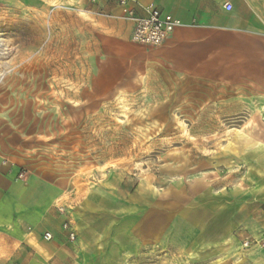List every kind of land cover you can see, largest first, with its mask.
<instances>
[{
	"label": "rangeland",
	"instance_id": "1",
	"mask_svg": "<svg viewBox=\"0 0 264 264\" xmlns=\"http://www.w3.org/2000/svg\"><path fill=\"white\" fill-rule=\"evenodd\" d=\"M90 10L80 0H0L11 51L1 157L41 185L46 202L59 196L57 211L123 179L127 200L149 209L145 230L158 215L165 223L164 264H225L227 252L230 264L251 262L244 242L264 237V169L254 170L264 162V114L226 117L220 91L167 89L125 69Z\"/></svg>",
	"mask_w": 264,
	"mask_h": 264
},
{
	"label": "crops",
	"instance_id": "2",
	"mask_svg": "<svg viewBox=\"0 0 264 264\" xmlns=\"http://www.w3.org/2000/svg\"><path fill=\"white\" fill-rule=\"evenodd\" d=\"M82 1L92 9L95 22L111 33L107 36L117 43L111 57L125 69H139L167 89L213 91L214 96L220 91L224 116L249 121L252 113L261 122L257 111L264 114V0H140L141 6L154 5L181 22L157 48L131 41L133 24L121 18L114 0ZM226 3L233 5L231 11L224 9ZM137 12L143 15L141 7ZM258 168L264 169V162L255 161L254 170ZM15 174L0 167V239L6 254L1 253L0 264H164L165 223L158 215V222L145 230L143 212L149 209L127 200L123 179L95 184L75 205L65 203L68 208L62 207L61 213L54 204L59 196L49 204L41 185L28 184V178L25 184L15 183ZM155 208L165 216L163 205ZM67 218L77 229L75 243L62 231ZM45 233L53 235L51 242L44 240ZM251 247L245 251L253 256L251 262L246 259L244 264H264V250ZM227 253L222 263L230 264Z\"/></svg>",
	"mask_w": 264,
	"mask_h": 264
},
{
	"label": "built area",
	"instance_id": "3",
	"mask_svg": "<svg viewBox=\"0 0 264 264\" xmlns=\"http://www.w3.org/2000/svg\"><path fill=\"white\" fill-rule=\"evenodd\" d=\"M120 9L121 18L133 24L131 41L137 45L157 48L162 46L174 30L181 25V22L171 15L163 13L154 5L141 6L140 0H114ZM98 0H91L92 4H97ZM137 7H141L143 15H139ZM226 11H231L233 5L226 3L224 5ZM0 167L5 168L10 174L15 171V167L9 160L0 156ZM16 181H25L27 174L24 170H19L15 174ZM64 213L62 208H59ZM62 231L66 234L69 242L75 243L78 238L75 223L66 219L62 225ZM43 238L47 242L53 240L51 233H45ZM258 245L264 250V239H257L244 242V248Z\"/></svg>",
	"mask_w": 264,
	"mask_h": 264
},
{
	"label": "bare ground",
	"instance_id": "4",
	"mask_svg": "<svg viewBox=\"0 0 264 264\" xmlns=\"http://www.w3.org/2000/svg\"><path fill=\"white\" fill-rule=\"evenodd\" d=\"M10 52L9 47L4 43L0 35V81L8 70L7 59L10 56Z\"/></svg>",
	"mask_w": 264,
	"mask_h": 264
}]
</instances>
